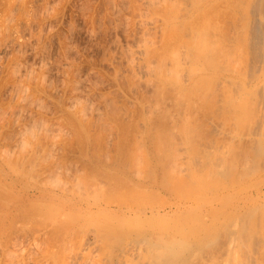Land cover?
I'll use <instances>...</instances> for the list:
<instances>
[{"label": "bare ground", "instance_id": "bare-ground-1", "mask_svg": "<svg viewBox=\"0 0 264 264\" xmlns=\"http://www.w3.org/2000/svg\"><path fill=\"white\" fill-rule=\"evenodd\" d=\"M139 1L143 38L124 51L126 81L145 91L133 130L123 104L96 115L78 101L60 144L79 154L60 163L27 127L36 141L0 154V245L35 205L52 264H264V0Z\"/></svg>", "mask_w": 264, "mask_h": 264}, {"label": "rangeland", "instance_id": "rangeland-1", "mask_svg": "<svg viewBox=\"0 0 264 264\" xmlns=\"http://www.w3.org/2000/svg\"><path fill=\"white\" fill-rule=\"evenodd\" d=\"M132 2L0 0L1 155L5 154L8 146L6 154L13 158L21 154L19 149L25 144L22 141L26 138L35 142L37 138L25 129L37 127L40 151L42 148L52 151L60 163L77 157V141L72 138L69 146L65 147L60 140L62 133L70 132L65 116L79 102L93 104L91 108L94 107L95 112L98 107L105 109L106 101L114 107L124 105L125 114L126 109L132 114L130 117V113L127 117L125 115L119 126L125 131L133 130L131 123L139 119L140 113L137 112V101L142 99L145 91L144 86L137 85V88L126 81V76L130 78V69L124 51L141 41L145 26L142 28L140 21L136 22L138 12L136 15V4L133 2L135 5H132ZM156 24L160 27L159 22ZM156 29L154 25L151 29L154 36L150 35L156 39L155 32L158 31L157 38L160 39L161 29ZM115 72L119 79H115ZM118 81L121 86L117 84V87L115 82ZM22 93L29 94V99L19 102ZM107 94L109 99H104ZM36 99L37 102L34 101ZM102 102L103 105L100 104ZM217 134L218 143L214 142L217 149L221 148L217 152L228 149V140L231 143L229 134L225 131ZM24 154L28 156L30 153L24 151ZM214 159L217 161L216 156ZM216 174L212 173L210 180L213 178L217 182L220 175L216 177ZM262 177L264 175L257 177L255 182L260 179L263 182ZM35 209V205L28 206L12 219L0 245V264H52L48 252L54 247L55 233L45 214Z\"/></svg>", "mask_w": 264, "mask_h": 264}]
</instances>
